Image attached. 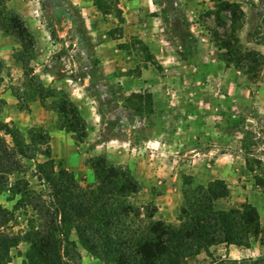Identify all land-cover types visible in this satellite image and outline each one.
I'll use <instances>...</instances> for the list:
<instances>
[{
    "label": "rangeland",
    "instance_id": "374dc122",
    "mask_svg": "<svg viewBox=\"0 0 264 264\" xmlns=\"http://www.w3.org/2000/svg\"><path fill=\"white\" fill-rule=\"evenodd\" d=\"M43 2L53 19L46 18ZM223 2L242 12L236 31L230 11L221 10ZM6 5L23 18L33 44L25 50L0 30V99L5 102L0 101V122L21 132L34 159H23L21 171L9 177L0 204L14 208L19 195L9 189L20 179L46 191L35 174L48 147L56 164L82 185L95 183L91 161L98 156L127 168L141 187L132 202L149 208L159 203L170 213L164 220L174 224L189 176L194 186L206 187L218 179L216 170L224 176L234 172L237 177L226 180L228 197L216 207L254 206L262 234L250 246L260 248L254 258L264 254V65L236 61L239 51L264 55V0H6ZM228 39L238 49L230 56L220 46ZM18 54L23 62L16 60ZM145 67L150 71L142 77ZM132 82L159 87L126 89ZM52 90L66 92L79 107L86 123L83 142L60 130L53 98L41 103L40 93ZM16 215L17 231L34 214L25 206ZM72 239L77 241L76 235ZM22 244L12 249L9 264H24L30 246ZM64 255L70 264H107L79 243L76 249L66 247ZM218 259L193 258L187 264Z\"/></svg>",
    "mask_w": 264,
    "mask_h": 264
},
{
    "label": "trees",
    "instance_id": "16d2710c",
    "mask_svg": "<svg viewBox=\"0 0 264 264\" xmlns=\"http://www.w3.org/2000/svg\"><path fill=\"white\" fill-rule=\"evenodd\" d=\"M42 8L46 18L53 19L50 5L43 2ZM221 10L230 11L231 30L236 31L238 11L242 13L239 6L223 2ZM0 30L15 38L25 50L33 44L25 21L7 7L6 0H0ZM220 46L228 56L238 52L231 39L223 40ZM239 55L237 64L247 61L264 65V55L255 50L239 51ZM15 58L23 62L21 55ZM3 69L0 57V86ZM132 95L143 99L142 95ZM39 97L42 104L49 97L54 99L55 111L62 120L60 129L71 133L76 142H83L86 123L67 93L42 91ZM146 102L150 105L147 113H151V94L146 96ZM5 136H10L12 142ZM44 144H49L48 137ZM41 154L47 160L36 164L35 175L46 191L31 189L26 180L20 179L9 189L14 196L19 195L14 208L10 210L0 204V264H9L12 249L22 242L30 246L24 264H70L64 249H76L78 243L107 264H187L202 252L209 253V248L215 245L249 248L251 239L262 234L260 215L251 204L228 210L216 207L218 200L229 195L228 185L222 179L205 187L194 186L189 176L184 182V203L174 224L156 219V206L135 205L132 198L141 190L138 181L127 168L117 166L105 155L91 161L95 183L82 185L74 173L56 164L49 147ZM23 159H34L31 144L18 129L0 122V191L6 190L10 176L21 171ZM246 163L250 168L249 160ZM260 185L264 186V181ZM25 206L34 215L25 229L16 231V212ZM73 235L78 243L72 239ZM213 264H264V254L241 260L218 259Z\"/></svg>",
    "mask_w": 264,
    "mask_h": 264
},
{
    "label": "crops",
    "instance_id": "0c3cea01",
    "mask_svg": "<svg viewBox=\"0 0 264 264\" xmlns=\"http://www.w3.org/2000/svg\"><path fill=\"white\" fill-rule=\"evenodd\" d=\"M132 3H133V5H135V3H138V2H135L134 1ZM104 46H106V45H104ZM109 53L110 52H108L107 54H109ZM149 71H150V67L149 68H147V67L143 68L142 73H141L142 77H145V72H149ZM75 84L76 85H79L77 82ZM158 84L159 83L155 82L153 84L154 86L152 87V85L150 83L147 84V83L142 82V85H141V84H138L137 82L136 83L132 82L129 86L126 87V89H130V88H134L135 89L137 87L140 88L139 85H141L142 87H149V85H150V89H151L150 91L154 92L155 90L158 89V87H159ZM87 85L88 84H86V82H83V85L82 86L86 87ZM4 97L8 98V95L5 94ZM38 110L40 111L39 108H38ZM28 117H31V115H28ZM57 136H59V134H58L57 131H55V133L52 134V137L57 138ZM236 154L238 156V153H236ZM194 169L196 170V168H194ZM216 173H217L218 179H222L225 182H226V180L228 181V180H230L232 178L237 177V174L234 173V172H232V175H230V176L221 175L223 173V171L221 172V171L216 170ZM192 175L193 176L196 175L195 171L192 173ZM174 178L175 177H170V180H173ZM213 179H215V178H213ZM182 201H183L182 198H180V200H178V208H177V211L179 210V212H180V208H181V206L183 204ZM157 210H158L157 211L158 219H162V220L169 219L167 217H169L170 213L168 212V210L164 209L163 206L160 207L159 203H158ZM174 214L176 215L175 212H174ZM77 243H78V241H77ZM21 246H29V244L26 243V242H23V244ZM259 249L256 246L247 248V247H238V246H235V245L219 244V245H215V246L210 247L209 248V253L202 252L201 254H199L196 257V259H209L212 256L213 257H218L219 259H231V260H241V259H244V258H252V257L254 258L256 256V254L259 252Z\"/></svg>",
    "mask_w": 264,
    "mask_h": 264
}]
</instances>
